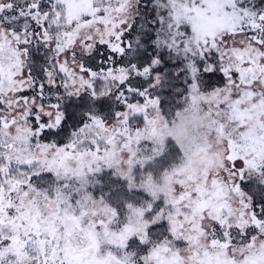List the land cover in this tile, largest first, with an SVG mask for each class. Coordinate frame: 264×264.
I'll use <instances>...</instances> for the list:
<instances>
[{"label": "snow or ice", "instance_id": "1", "mask_svg": "<svg viewBox=\"0 0 264 264\" xmlns=\"http://www.w3.org/2000/svg\"><path fill=\"white\" fill-rule=\"evenodd\" d=\"M0 264H264V0H0Z\"/></svg>", "mask_w": 264, "mask_h": 264}]
</instances>
